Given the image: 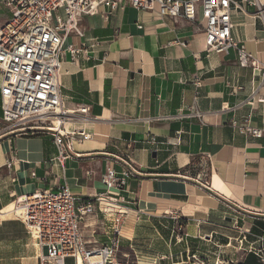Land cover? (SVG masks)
Listing matches in <instances>:
<instances>
[{
    "label": "crops",
    "instance_id": "1",
    "mask_svg": "<svg viewBox=\"0 0 264 264\" xmlns=\"http://www.w3.org/2000/svg\"><path fill=\"white\" fill-rule=\"evenodd\" d=\"M6 1L0 28L11 18ZM243 1L251 3L232 14L233 36L264 64V19L256 16V0ZM106 11L82 16L83 36L66 43L81 52H66L61 65L64 108L73 114L64 126L91 139L74 143L63 165L50 134L19 136L5 124L0 74V264H40L12 211L17 198L65 185L94 207L79 222L89 249L106 245L112 226L93 199L102 195L127 208L119 264H261L250 248L264 239V138L231 125L249 119L264 126L260 70L241 67L235 50L209 52L200 26L130 6ZM194 104L204 124L186 118ZM124 161L136 176L105 187L108 167L121 175Z\"/></svg>",
    "mask_w": 264,
    "mask_h": 264
},
{
    "label": "built area",
    "instance_id": "2",
    "mask_svg": "<svg viewBox=\"0 0 264 264\" xmlns=\"http://www.w3.org/2000/svg\"><path fill=\"white\" fill-rule=\"evenodd\" d=\"M249 3L243 0H7L11 18L0 28L3 121L19 136L50 134L58 150L57 161L62 165L74 143L91 139L89 134H82V139H78L77 132L66 130L64 125L73 114L64 108L59 78L66 52H71L75 58L81 52L66 47L72 35L83 36L80 18L96 14L101 8L107 9L105 14L108 16L119 8L130 6L155 11L175 23L186 21L200 26L209 52L228 55L235 50L241 67L260 70V86H264V64L247 53L245 46L233 36L232 14L244 12ZM252 4L258 8L256 16L264 19V2L256 0ZM199 8L203 24L198 23ZM195 86H201L197 77ZM87 112L88 108L79 110L80 114ZM186 118L205 123V115L196 104L189 109ZM56 123L61 124L60 130H56ZM231 125L248 138H264V126L252 127L249 119ZM152 143H155L154 139ZM124 164L121 175L112 166L108 167L101 180L105 187H123L128 178L136 176L131 163L124 161ZM197 179L200 184V176ZM202 185L209 187L208 183ZM93 200L112 226L109 242L89 249L79 222L81 217L94 213L92 202L84 203L66 185L56 192L43 189L16 199L12 215L24 223L30 238L35 241L40 251V264H65L67 259H73L75 264H119L117 259L128 210L116 199L100 195ZM181 230L174 231L178 243L183 240ZM244 240L243 237L239 244ZM259 243L260 246H252L250 252L264 264V239ZM215 264L222 263L216 261Z\"/></svg>",
    "mask_w": 264,
    "mask_h": 264
},
{
    "label": "bare ground",
    "instance_id": "3",
    "mask_svg": "<svg viewBox=\"0 0 264 264\" xmlns=\"http://www.w3.org/2000/svg\"><path fill=\"white\" fill-rule=\"evenodd\" d=\"M60 125L59 123H56L55 127H56V130H60Z\"/></svg>",
    "mask_w": 264,
    "mask_h": 264
},
{
    "label": "rangeland",
    "instance_id": "4",
    "mask_svg": "<svg viewBox=\"0 0 264 264\" xmlns=\"http://www.w3.org/2000/svg\"><path fill=\"white\" fill-rule=\"evenodd\" d=\"M32 240V239H31ZM33 241V240H32ZM33 243H35V241H33ZM35 245H36V243H35ZM37 248V254H39L40 255V251H39V249H38V247H36Z\"/></svg>",
    "mask_w": 264,
    "mask_h": 264
}]
</instances>
